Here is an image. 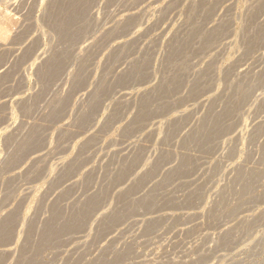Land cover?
<instances>
[{"label":"rangeland","instance_id":"1","mask_svg":"<svg viewBox=\"0 0 264 264\" xmlns=\"http://www.w3.org/2000/svg\"><path fill=\"white\" fill-rule=\"evenodd\" d=\"M74 1L0 4V264H264V0Z\"/></svg>","mask_w":264,"mask_h":264},{"label":"bare ground","instance_id":"2","mask_svg":"<svg viewBox=\"0 0 264 264\" xmlns=\"http://www.w3.org/2000/svg\"><path fill=\"white\" fill-rule=\"evenodd\" d=\"M71 1V0H70ZM74 1V0H73ZM63 2V1H62ZM75 2V1H74ZM73 2V5L71 6V7H66V11H65V17H64V19H63V24H61V25H64V24H68L69 22H70V20L75 16V15H77L76 14V9H77V7H76V4ZM77 3V2H76ZM61 4V3H60ZM62 5V4H61ZM57 6H59V5H57ZM61 7V6H60ZM196 7V6H195ZM55 8V7H54ZM197 8V7H196ZM56 9V8H55ZM63 9H64V7H63ZM81 9V8H80ZM60 10V9H59ZM58 11V10H57ZM193 12V11H192ZM191 12V13H192ZM193 14V13H192ZM196 15H198V14H196ZM194 16V15H193ZM127 18V17H126ZM196 18V17H195ZM194 18V19H195ZM76 19H77V17H76ZM126 20V19H125ZM191 20H192V18H191ZM73 21V20H72ZM71 21V22H72ZM197 21V20H196ZM125 23V22H124ZM199 23V22H198ZM193 24V23H192ZM86 25V24H85ZM88 25V24H87ZM199 25V24H198ZM66 26V25H65ZM72 26V25H71ZM119 26H120V22H119ZM118 26V27H119ZM123 26H125L124 24H123ZM196 26V25H195ZM194 26V27H195ZM215 28V27H214ZM191 29V28H190ZM193 29V28H192ZM198 29V28H197ZM213 29V28H212ZM216 29V28H215ZM200 32V31H199ZM206 32V31H205ZM205 32H203V34L205 33ZM209 32V31H208ZM214 32H215V30H214ZM192 33V32H191ZM196 34H197V32H196ZM212 35H213V32L211 33ZM193 35V34H192ZM8 36V29L6 28V26L4 25V24H2V21H0V39H5L6 37ZM188 36V35H187ZM186 36V37H187ZM194 36V35H193ZM185 38V37H184ZM183 39V38H182ZM194 39H195V36H194ZM197 39V38H196ZM201 41V40H200ZM207 41H208V39H207ZM124 43V42H123ZM123 43L121 42V45H123ZM190 43V42H189ZM126 45V44H125ZM179 45V44H178ZM180 45H182V44H180ZM179 45V46H180ZM186 46V45H185ZM123 47V46H122ZM202 47V46H201ZM121 48V47H120ZM125 48V47H124ZM182 50V49H181ZM188 50V49H187ZM186 50V51H187ZM183 52H184V50H183ZM188 52V51H187ZM182 57V56H181ZM177 58V57H176ZM185 58V57H184ZM182 60L184 61V59L182 58ZM176 61V60H175ZM181 61V60H180ZM176 63V62H175ZM178 64H179V62H178ZM185 64V63H184ZM183 64V65H184ZM182 65V64H181ZM140 68V67H139ZM140 72V71H139ZM160 87V86H159ZM161 87H162V85H161ZM170 88V87H169ZM168 91V90H167ZM171 91V90H170ZM160 92V91H159ZM162 93V92H161ZM155 94H157V93H155ZM154 94V95H155ZM159 94V93H158ZM153 95V94H152ZM162 95V94H161ZM164 96V95H163ZM150 97V96H149ZM161 97V96H160ZM159 97V98H160ZM156 98V97H155ZM158 98V99H159ZM164 98H165V96H164ZM165 100V99H164ZM144 101V100H143ZM148 101V100H147ZM163 101V100H162ZM161 102V101H160ZM146 105H148V103L146 104ZM167 105V104H166ZM218 118V117H217ZM218 121V120H217ZM216 121V122H217ZM220 121V120H219ZM215 122V121H214ZM217 124V123H216ZM213 125V124H212ZM211 125V126H212ZM210 126V127H211ZM217 128V127H216ZM204 129V128H203ZM202 130V129H201ZM210 130V129H209ZM212 130V129H211ZM215 130V129H214ZM214 132V131H213ZM204 133V132H203ZM32 136V135H31ZM202 136V135H201ZM198 137V136H197ZM196 138V137H195ZM203 138V137H202ZM202 138H201V140H202ZM198 139V138H197ZM196 140V139H195ZM199 141V140H198ZM198 143V142H197ZM22 145H23V143H22ZM243 196V195H242ZM146 197V196H145ZM146 199V198H145Z\"/></svg>","mask_w":264,"mask_h":264},{"label":"built area","instance_id":"3","mask_svg":"<svg viewBox=\"0 0 264 264\" xmlns=\"http://www.w3.org/2000/svg\"><path fill=\"white\" fill-rule=\"evenodd\" d=\"M0 4L8 7L10 11H14L16 6L18 5V0H0ZM15 17L18 20V16L16 14Z\"/></svg>","mask_w":264,"mask_h":264}]
</instances>
